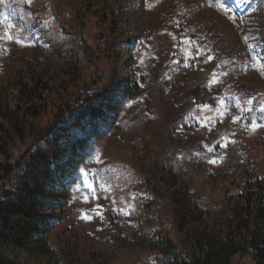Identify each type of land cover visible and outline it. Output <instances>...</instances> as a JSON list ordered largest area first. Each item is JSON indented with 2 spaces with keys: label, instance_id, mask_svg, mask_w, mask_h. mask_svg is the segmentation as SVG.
Instances as JSON below:
<instances>
[{
  "label": "rangeland",
  "instance_id": "rangeland-1",
  "mask_svg": "<svg viewBox=\"0 0 264 264\" xmlns=\"http://www.w3.org/2000/svg\"><path fill=\"white\" fill-rule=\"evenodd\" d=\"M219 3L228 11L218 0H0V144L13 163L65 103L91 94L97 105L101 80L114 112L58 187L44 213L56 225L29 264H157L186 259L195 230L226 236L264 178V0ZM199 85L213 105L192 102ZM23 182L16 168L0 197ZM232 264H255L253 252Z\"/></svg>",
  "mask_w": 264,
  "mask_h": 264
},
{
  "label": "trees",
  "instance_id": "trees-1",
  "mask_svg": "<svg viewBox=\"0 0 264 264\" xmlns=\"http://www.w3.org/2000/svg\"><path fill=\"white\" fill-rule=\"evenodd\" d=\"M107 29L112 31L103 28ZM88 55L95 57V50L90 48ZM101 81L97 105L89 102L91 94L65 103L17 163L11 160L9 144H0V192L16 168L24 172V182L15 192L0 197V264H29L34 254L47 247L48 235L56 224L44 213L59 202L58 187L67 184L91 150L92 139L100 136L101 128L114 116L106 96L110 79ZM190 94L195 104L213 105L217 101L200 85ZM69 114L74 118L66 123L63 119ZM147 185L158 196L153 177L147 179ZM253 186L255 196L247 198L237 220L227 227L226 236L194 228L186 259L164 253L157 264H232L236 255L246 251L253 252L255 264H264V178L255 180ZM56 264L79 263L71 258Z\"/></svg>",
  "mask_w": 264,
  "mask_h": 264
},
{
  "label": "snow or ice",
  "instance_id": "snow-or-ice-1",
  "mask_svg": "<svg viewBox=\"0 0 264 264\" xmlns=\"http://www.w3.org/2000/svg\"><path fill=\"white\" fill-rule=\"evenodd\" d=\"M218 6L221 7L225 12L228 11V9L224 6L223 3H219V0H218ZM8 39H12L11 35L8 36ZM248 103L250 104L251 103V100H249ZM249 110H251V109H249ZM261 110H264V108H262ZM213 163H214V161H213ZM85 176H87V173H85ZM86 186L89 187V188H93L92 183L87 182V181H86Z\"/></svg>",
  "mask_w": 264,
  "mask_h": 264
}]
</instances>
